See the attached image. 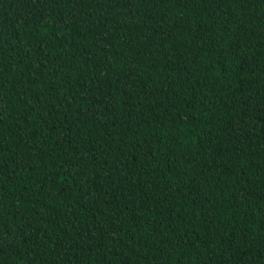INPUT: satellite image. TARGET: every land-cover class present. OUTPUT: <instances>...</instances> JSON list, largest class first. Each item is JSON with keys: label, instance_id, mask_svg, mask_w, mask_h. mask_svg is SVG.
<instances>
[{"label": "trees", "instance_id": "trees-1", "mask_svg": "<svg viewBox=\"0 0 264 264\" xmlns=\"http://www.w3.org/2000/svg\"><path fill=\"white\" fill-rule=\"evenodd\" d=\"M0 264H264V0H0Z\"/></svg>", "mask_w": 264, "mask_h": 264}]
</instances>
